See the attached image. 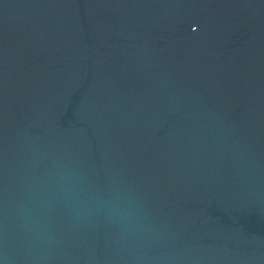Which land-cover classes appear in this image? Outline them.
<instances>
[{
    "label": "water",
    "instance_id": "water-1",
    "mask_svg": "<svg viewBox=\"0 0 264 264\" xmlns=\"http://www.w3.org/2000/svg\"><path fill=\"white\" fill-rule=\"evenodd\" d=\"M0 264H264V0H0Z\"/></svg>",
    "mask_w": 264,
    "mask_h": 264
}]
</instances>
